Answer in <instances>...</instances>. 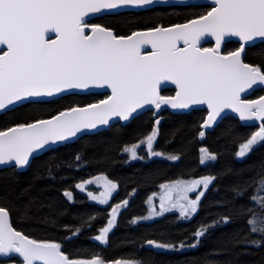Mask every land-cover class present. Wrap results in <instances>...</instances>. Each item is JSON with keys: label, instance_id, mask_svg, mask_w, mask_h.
Wrapping results in <instances>:
<instances>
[{"label": "snow or ice", "instance_id": "snow-or-ice-1", "mask_svg": "<svg viewBox=\"0 0 264 264\" xmlns=\"http://www.w3.org/2000/svg\"><path fill=\"white\" fill-rule=\"evenodd\" d=\"M158 3L167 5L168 0H0V112L45 104L49 102L46 98L73 94L77 89L110 90V94L93 103L75 104L0 130V166L27 170L54 146L110 126L114 120L129 121L145 105L157 110L162 105L174 110L206 105V116L198 132L201 138L206 135L205 129L225 118V110L237 114L240 121H259L258 128L239 143L234 152L236 158H245L264 142V95L242 98L254 86L264 88V63L246 60L249 48L264 45V0H209L204 4L179 0L180 6L189 10L182 21L159 22L129 34H120L103 22H92L120 15V9H146ZM208 38L214 43L205 46ZM233 38L237 46L228 49ZM169 82L175 86L174 95L162 94ZM160 122L158 117L149 134L124 146L122 151L128 153L129 159L161 157L179 162V153L154 148ZM141 146H145L146 156L139 155ZM200 153L202 165L215 162L219 155L206 146L200 148ZM74 159L81 161L84 156L76 153ZM260 168L256 176L233 183V198L217 202L225 211L217 213L210 222H201L191 236L180 240L146 238L141 247L172 252L196 249L212 229L240 219L245 220L246 227L229 234L226 241L232 248L240 246L236 256L250 253L253 247H264V163ZM45 172L47 177H55L50 165ZM228 172L232 169L223 174ZM219 175L161 183L159 187L164 191L159 209L151 203L156 196L153 193L148 216L135 217L132 222L159 217L171 210H178L179 218L191 220ZM92 184L102 190H89ZM32 186L23 189L21 195ZM74 187L86 192L90 201L108 205L119 184L100 172L81 178ZM246 195L247 203H235ZM63 196L75 202L70 187L63 189ZM35 200L31 197L22 204L0 203L2 264H144L134 258L108 260L101 254L73 257L64 250L61 240L34 238L17 230L12 221L14 208L29 217ZM128 203L124 199L111 205L107 222L99 227L95 241L108 244L117 213ZM79 218V226L61 225L69 233L65 241L71 242L98 217L81 213ZM45 222L57 225L55 219L49 221L45 217ZM232 248L210 250L206 264H239L233 258L219 259L231 253Z\"/></svg>", "mask_w": 264, "mask_h": 264}, {"label": "trees", "instance_id": "trees-1", "mask_svg": "<svg viewBox=\"0 0 264 264\" xmlns=\"http://www.w3.org/2000/svg\"><path fill=\"white\" fill-rule=\"evenodd\" d=\"M188 14L189 10L185 7H159L142 12L104 16L102 20L92 22H103L116 28L120 34H129L132 30L153 26L159 22L167 24L182 21ZM236 46V43H229L226 47L232 49ZM246 60L251 63H264V45L258 44L254 48H249ZM173 93V90L162 92L164 95ZM260 94L262 91L256 92L255 97ZM105 96L68 95L37 106L18 107L14 111L0 115V130L16 122L55 114L75 104L93 103ZM203 117L201 111L189 114L162 112L159 115L161 122L154 148L167 153H179L181 156L179 162H170L161 157L129 159L128 153L122 151L125 145L137 143L152 131L156 119L153 118L152 112H146L127 125L116 124L107 131L84 136L72 144L46 152L25 171H15L12 168L0 170V196L4 197L0 203L22 204L35 197L29 217L22 216L14 208L12 212L14 226L34 238L63 241L64 250L73 257L101 254L108 260L125 257L143 260L144 264H206L210 250L225 246L232 248L231 244H226L228 236L235 230L246 227L244 219L212 229L196 249L172 252L141 247L146 238L180 240L185 236H191L201 222H210L217 213L225 211L217 202L233 198L230 189L233 183L254 177L261 171L260 165L264 163V144L250 152L244 161H238L234 156L239 143L255 131L256 127L241 126L237 120L228 117L212 132L206 133L201 140L198 132ZM202 146L218 153V159L202 166L199 162V150ZM76 153H80L84 159L76 161L74 159ZM138 153L146 156L145 147L138 148ZM49 165L55 172L54 178L47 177L45 172ZM227 169H232V172L223 174ZM237 171L239 175L236 174ZM100 172L106 173L119 184L108 205L90 201L86 192L74 187L81 178L87 179ZM209 174L220 175L202 198L198 213L190 221H179L175 214H171L152 222L145 220L132 222L133 218L146 215L149 210V197L153 193H158L161 183ZM29 185L33 186L26 194L21 195L22 190ZM66 187L73 191L75 202H70L63 196V189ZM88 189L93 192L102 190L96 184L89 185ZM124 199L129 203L123 206L120 213L118 211L117 222L110 232L108 244L105 246L95 241L94 236L98 234L99 227L107 222L111 205ZM247 202V195L235 201L237 204ZM41 204L44 206L39 207ZM81 213H91L98 218L94 223L90 222L92 224L90 228L84 227L71 242L65 241L64 237L69 233L61 225L79 226ZM45 217L49 221L57 220V225L46 223ZM239 249L240 246L232 248L231 253H226L219 259L233 258L239 264H264V247H253L250 253H241L237 257L236 252Z\"/></svg>", "mask_w": 264, "mask_h": 264}, {"label": "water", "instance_id": "water-1", "mask_svg": "<svg viewBox=\"0 0 264 264\" xmlns=\"http://www.w3.org/2000/svg\"><path fill=\"white\" fill-rule=\"evenodd\" d=\"M188 2L189 3H200V4H204V3L209 2V0H188ZM159 7L160 8H168V7H182V6H180L179 0H168V4L167 5H161V4L158 3L156 5L149 6L146 9H134V8H130V9H120L119 10V13L142 12V11H147V10H150V9H153V8H159ZM108 16H110V15H108ZM208 39H209V43H207V44L214 43V41L211 40V38H208ZM232 43H235V39L234 38H233ZM164 90H173L174 91V94H175V86L172 85L170 82L163 88V91ZM260 90H264V88H261V87H258V86H254L253 89L246 90V92L242 94V98L243 99H251V97L254 95V93L257 92V91H260ZM91 94L92 95L93 94L108 95V94H110V90H107V89H98V88L84 89V90L77 89V90H74L73 91V94H64L61 97H65V96H68V95L87 96V95H91ZM61 97H53V98H46V99L50 102V101L56 100V99L61 98ZM203 109L206 110V105H196V106H193L190 109H185V110H174V109H171L169 106H165V105H162L161 106V109L157 110V109L154 108V106L145 105L142 109H139L137 111V113H134L133 118H130L129 121L114 120L111 123L110 126H105L103 128H100L99 130H92L91 134H86V135H82V136L81 135H78L77 137L72 138V139H70L67 142H64V143H62L60 145L54 146V150L57 149V148L63 147L65 145L72 144V143L76 142L78 139H80V138H82L84 136H91V135H95V134H98V133L107 131L113 125H116V124L127 125L132 120L136 119L137 117H139L140 115H142V114H144L146 112H153V117L154 118H157L159 116V114L162 113V112H168L170 114H189L192 111L203 110ZM2 114H5V113L0 112V115H2ZM227 117H233V118H235L243 126H253V127L259 126V121H240V119L237 116V114H235L231 110H225V118H227ZM222 120L218 121V123L216 125H213V126L207 128V129H205V132L211 131ZM46 152H49V151H45L43 154H45ZM8 168L9 167H6V166H0V170H2V169H8ZM23 171H25V170H23Z\"/></svg>", "mask_w": 264, "mask_h": 264}, {"label": "rangeland", "instance_id": "rangeland-1", "mask_svg": "<svg viewBox=\"0 0 264 264\" xmlns=\"http://www.w3.org/2000/svg\"><path fill=\"white\" fill-rule=\"evenodd\" d=\"M157 137H158V135H157ZM156 141H157V139H156ZM156 141L154 142V145H155ZM199 151H200V150H199ZM200 155H201V153H200ZM200 155H199V162H200ZM200 164H201V163H200ZM201 165H202V164H201ZM163 191H164L163 189L159 188L158 193H156V196L152 197V202H151V203L155 205V207H156L157 210L159 209L160 196L163 194ZM191 195L194 196V194H191ZM122 208H123V206H122L121 209L119 210V213H120V211H122ZM148 209L150 210L149 200H148ZM149 210H148V212L146 213V215L143 216V217L148 216ZM117 214H118V213H117ZM171 214H175V215L177 216V218H178L179 221H182V222L190 221V220H184V219H182V218H179V212H178V210H171V211L165 212L162 216H159V217H152V218H150V219H146L145 221H146V222H152V221H155V220L162 219V218H164V217H166V216H168V215H171ZM140 221H141V220H140Z\"/></svg>", "mask_w": 264, "mask_h": 264}, {"label": "flooded vegetation", "instance_id": "flooded-vegetation-1", "mask_svg": "<svg viewBox=\"0 0 264 264\" xmlns=\"http://www.w3.org/2000/svg\"><path fill=\"white\" fill-rule=\"evenodd\" d=\"M260 95H261V94H260ZM260 95H259V96H260ZM253 97H255V96H253ZM198 111H201V112L203 113V116H204V117L206 116V110L203 109V110H198ZM204 117H203V118H204ZM227 118H228V117H227ZM225 119H226V118H225ZM225 119H223V120H225ZM223 120H222V121H223ZM222 121H221V122H222ZM221 122H220V123H221ZM220 123H219V124H220ZM219 124H218V125H219ZM218 125H217V126H218ZM217 126H215V127H214L211 131H209V132H212ZM241 126H242V125H241ZM209 132H206V133H209ZM262 144H264V142H261L260 144H258L257 146H255L254 149H256L257 147H259V146L262 145ZM254 149H253V150H254ZM248 155H249V154H248ZM248 155H247L245 158H242V159H241V158H237V160H238V161H244V160L248 157ZM0 264H2V262H0Z\"/></svg>", "mask_w": 264, "mask_h": 264}]
</instances>
